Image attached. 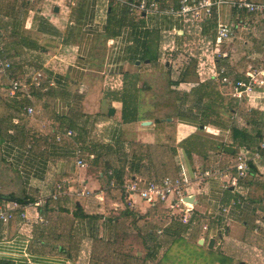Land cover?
<instances>
[{"label": "crops", "instance_id": "1", "mask_svg": "<svg viewBox=\"0 0 264 264\" xmlns=\"http://www.w3.org/2000/svg\"><path fill=\"white\" fill-rule=\"evenodd\" d=\"M26 1H16L9 8L8 0H0V45L9 59L18 63V76H26L30 67L43 69L47 91H32V101L18 94L10 105L0 106L2 119L14 110L16 113V108L21 113L25 105L37 111L33 119H21L18 126L12 123L18 116L11 118L7 139L0 146L1 155L19 172L27 196L34 201L20 205L27 219L18 213L9 223L0 224V260L12 264H104L94 246L111 248L118 238L133 235L139 241L136 256L140 264H169L163 259L165 249L178 239L196 244L202 254L220 250L225 244L234 264H264V233L253 230L264 219V155L255 164L258 176L242 181L235 193L215 178L198 187L194 225L170 219L160 228L166 221L160 217V209L166 210L163 206L150 208L136 199L139 210L131 211L120 191L108 189L91 166L78 169L72 151L57 145L48 136L49 130L41 128L47 124L66 129L69 118L75 116L80 142L97 138L114 145L124 133L152 151L166 150L161 143L164 129L157 130L154 120H148L153 123L150 126L143 125L144 121L122 123L124 104L142 109L144 97L137 100V90L141 94L150 85L157 90L156 78L166 74L168 90L179 97L176 105L181 111L166 120L175 124L174 145L168 150L175 152L176 166L183 163L192 170L217 161L230 164L239 152L252 156L264 136V88L258 87L251 101L238 100L231 94L233 89L221 85L215 74L226 66L233 80L247 81L248 73L264 69V15L241 16L236 36L218 49L214 39L217 13L210 23H193L190 16L131 13L118 0ZM157 1L161 9L178 5V0ZM250 1L264 4V0ZM219 14L225 23L236 22L237 15L228 6L221 7ZM216 49L223 58H216ZM179 58L182 66L177 67L173 62ZM0 79V96L10 98L8 80ZM112 108L115 115L109 116ZM233 127L245 131L248 139L242 144V138L235 142L232 148L237 154L231 155L225 148L231 147L227 141ZM95 130L99 135H92ZM137 152L142 155L141 149ZM145 162L136 176L152 178L155 169H148ZM62 183L67 185L63 194L57 200L51 198ZM83 184L91 190L88 197L81 194ZM237 196L246 202L235 220L226 225L221 208ZM41 199L44 203L36 205ZM14 204L0 200V207L11 209ZM203 220L212 232L198 227ZM216 226L224 230L214 237ZM160 229L164 230L161 236L157 234ZM212 239L215 244L210 248Z\"/></svg>", "mask_w": 264, "mask_h": 264}, {"label": "built area", "instance_id": "2", "mask_svg": "<svg viewBox=\"0 0 264 264\" xmlns=\"http://www.w3.org/2000/svg\"><path fill=\"white\" fill-rule=\"evenodd\" d=\"M128 7L131 13L139 12L144 15H168L175 17L190 16L193 23H205L211 21L215 13H217V25L215 33V45L219 49L225 42L233 39L238 31L241 23V16L244 14L250 16L264 15V4L256 3L250 0H178V6H169L161 9L157 0H118ZM223 6H228L237 18L234 23H225L221 20L219 9ZM221 50H215L216 58H223ZM12 64L10 59L4 52V48L0 46V76L6 78L9 82V95L10 98L18 99V94H23L28 100H33L32 91H47L45 83L47 76L43 69L31 71L29 76L24 80H19L12 76ZM221 85H229L233 92L232 96L238 100L251 101L254 98V93L258 87L264 88V69H255L253 72L248 73L247 81L233 80L230 77L226 66L217 69L215 74ZM262 77V78H261ZM23 118H15L12 123L15 126L21 124V119H33L37 111L32 105H25L22 109ZM42 130H49L54 142L59 146H66L69 148L75 159V165L80 170H87L90 163L94 160L95 156L86 151V147L78 141L77 133L71 128H58L55 126L48 127L47 124H42ZM101 129L100 126H97ZM92 135H96L99 131L95 130ZM9 134L13 135L14 130L10 129ZM91 139V138H90ZM93 139V138H92ZM32 146L29 145L28 149ZM264 155V136L260 140L258 149L254 154L246 155L245 153H238L233 162L230 164H223L220 161L215 162L206 167H198L189 169L187 165L180 163L179 169L176 174L167 175L162 179L144 178L142 176H134L126 179L120 190L122 189L127 207L131 211H137L138 205L136 199L142 201V205L152 207H164L171 213L173 221L183 225H191L194 216L195 200L198 187H201L208 180L215 178L222 182L225 189L231 190L233 193L239 188L242 181H247L258 173H252L250 162L256 164ZM109 176H113L112 171L108 172ZM84 185V184H83ZM109 186L113 189H119L115 179H111ZM66 184L57 185V193L50 195L51 198L57 200L66 189ZM69 188V187H68ZM83 196H90L91 190L86 185L81 191ZM187 199H192L189 202ZM245 198L235 197L229 203L221 208V216L225 224L234 221V217L240 214L241 208L245 204ZM44 203L43 199L38 201L36 205ZM21 206L14 204L13 208L8 209L0 207V224H7L19 213L20 217L27 219L26 211H20ZM197 224H195L196 226ZM218 226V225H217ZM215 227V236L222 235L223 226ZM198 227L205 232H212L211 225L202 221ZM254 233H264V219L258 221L253 228ZM159 236L164 234V230L157 231Z\"/></svg>", "mask_w": 264, "mask_h": 264}, {"label": "trees", "instance_id": "3", "mask_svg": "<svg viewBox=\"0 0 264 264\" xmlns=\"http://www.w3.org/2000/svg\"><path fill=\"white\" fill-rule=\"evenodd\" d=\"M8 1L10 2V4L7 7L9 8H11L16 1H20L21 4H25L28 2L26 0H8ZM205 23H210V21H206ZM4 52L8 58L11 57L10 55H8L6 50ZM145 59H148V57H145ZM11 64H12V68H11L12 76L19 80L26 79L31 71L39 70L37 68L30 67L28 72L26 71L27 72L26 76L21 77L18 76V69H19L17 68L19 67L18 63L11 61ZM13 101L14 100L9 98L8 95L0 96V106L5 105L7 107ZM16 109H17L16 113L14 110L13 113H10L9 115H4L3 119L0 118V146L7 139L8 133L6 130L9 127V123H10L9 120L17 116L18 118H23L22 112L20 113V109L19 108ZM170 117L171 115H165L163 117H160L157 116L156 114L155 115L149 114V116L143 117L139 114L138 108H136L134 105L132 106L126 103L124 104V108L122 111L123 124H132L141 121L154 120L155 127L157 130L160 128L165 129L167 126L172 125L171 122L170 123L166 122V120ZM69 119H71L70 120L71 122L68 128H71L76 131L78 128L76 123L77 118H75V116H72ZM231 131H232V137L230 136L229 140L227 141V144H229L231 147H234L235 142L239 141L240 138H242L240 140L241 141L240 144L246 143V140L248 139V134L245 131H242L237 127H233ZM80 143L86 147V151L88 153H92L95 156L94 160L90 163L91 166L90 170L96 172V174L100 178L102 176L106 185L109 187L108 189H113L109 186V182L111 181V179H115L119 187V189H115V190L120 191L123 197H124L123 191L122 189L120 190V188L122 187L126 179L134 177L136 176V174H139L140 169L143 166L142 165L143 160L149 162L150 165H152V163L155 162L153 158L154 155L150 153V149L148 146L139 145L135 143V140L129 139L124 133L121 135L120 141L114 145L101 142L97 138H93V139L82 138ZM136 147H138V149H141L142 155L138 154L137 152L138 149H136ZM222 152H224V150H222ZM174 154L175 152L172 150L171 158L173 163H174L173 160ZM234 154H237V150L235 151ZM166 162L167 161L165 159L161 160L160 163L161 168L162 167L164 168V166L166 167L167 165H169ZM250 165H251L252 173H257L258 170L255 164L250 162ZM161 168L159 169L154 168L155 175L152 178L162 179L167 175H172L171 173H169L171 171V168H167L165 170H161ZM176 169H177L176 171L177 173L179 169V165L176 166ZM109 171H112L113 176L108 175ZM0 196L4 198L6 201L13 202V204L16 203L18 205H26L29 202L34 203L33 199L27 196L26 194L21 175L17 170H15L11 166L10 163H8L3 158L1 153H0ZM81 216L88 217V215L85 213H82ZM193 217H196V215H194ZM196 222L197 221H195V219L192 218V221L190 222L191 226L194 225V223ZM0 264H12V263L10 261L0 260Z\"/></svg>", "mask_w": 264, "mask_h": 264}, {"label": "rangeland", "instance_id": "4", "mask_svg": "<svg viewBox=\"0 0 264 264\" xmlns=\"http://www.w3.org/2000/svg\"><path fill=\"white\" fill-rule=\"evenodd\" d=\"M52 11V10H51ZM164 36V35H163ZM170 58V57H169ZM182 58H179V62L175 63L174 65L177 67L182 66ZM148 59L145 61L147 62ZM171 73L170 71L167 72ZM1 80V79H0ZM169 81V78L166 76V74H159V76L156 78V82L158 85L157 90L151 86L145 88L141 94H139L138 90L136 92V98L139 100L140 96L144 97V105L141 106L142 109L139 110V114L143 117L150 115H157L160 117H163L165 115H171L169 119H172L176 114L181 113L180 110L177 109V103L179 101V97H177L176 94L173 95V93L170 92L169 86L167 85ZM146 85V82L144 86ZM151 88L153 90H151ZM139 98V99H138ZM151 101V102H150ZM151 105V108L149 107ZM148 107V108H147ZM150 108V109H149ZM144 109V111H142ZM41 127V126H40ZM42 128V127H41ZM46 130V129H45ZM44 130V131H45ZM47 132V131H45ZM205 132V130H204ZM49 133V131L47 132ZM164 136L161 140V143H165L164 145L167 146L166 150H159V151H152L150 149V153L154 158V161L152 165L149 164V162H145V166L150 168H161V160L165 159L169 165L164 168L162 167L161 170H165L167 168H171V172L176 169V164L173 163L171 158V152L172 150H168L169 147H173L174 141H175V124L172 122V125L167 126L163 131ZM206 135H209V133L205 132ZM50 136V134H48ZM138 149V147H136ZM212 161V160H211ZM96 173V172H95ZM160 217H164L166 221L162 222V225L160 228L172 218V215L167 210L160 209ZM163 228V227H162ZM127 237V236H126ZM125 237V238H126ZM125 238H118L116 240V244L114 247H109L106 245H99L96 244L94 248L96 249V254L99 255L100 258H102L104 264H128L127 262V255L130 257V264H140L138 261L139 259L136 256V252L139 250L137 243L139 242L136 237L133 235L126 238L127 241H124ZM224 242V241H223ZM137 245V247H136ZM224 248L217 250L214 249L210 252H204L205 254H202L201 250L198 248L196 244H190L188 241L184 239H178L175 240L173 243H171L167 249H165V257L163 256V259L165 261H169V264H234L235 260L234 258L226 252L225 244L223 245ZM147 249V248H146ZM126 251V256H123V253ZM115 254V255H112ZM262 255V253H260ZM164 261V262H165ZM166 264V262H165Z\"/></svg>", "mask_w": 264, "mask_h": 264}, {"label": "water", "instance_id": "5", "mask_svg": "<svg viewBox=\"0 0 264 264\" xmlns=\"http://www.w3.org/2000/svg\"><path fill=\"white\" fill-rule=\"evenodd\" d=\"M55 11L56 12H58V8L56 7L55 8ZM147 63H149V61H147ZM108 114H109V116H114L115 115V109H110L109 110V112H108ZM169 121H171V119H169ZM153 123H152V121H144L143 122V125H145V126H150V125H152ZM202 129H205L204 127H201ZM225 152L227 153V154H234L235 153V149L234 148H232V147H226L225 148ZM0 200H5L4 198H2L1 196H0ZM187 200H189V202H192V199H187ZM214 244H215V239H212L211 241H210V245H209V247L210 248H213V246H214Z\"/></svg>", "mask_w": 264, "mask_h": 264}]
</instances>
